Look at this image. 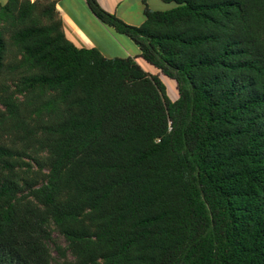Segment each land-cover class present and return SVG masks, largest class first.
Wrapping results in <instances>:
<instances>
[{"label":"trees","instance_id":"16d2710c","mask_svg":"<svg viewBox=\"0 0 264 264\" xmlns=\"http://www.w3.org/2000/svg\"><path fill=\"white\" fill-rule=\"evenodd\" d=\"M163 1L86 0L157 73L0 2V264H264V0Z\"/></svg>","mask_w":264,"mask_h":264},{"label":"crops","instance_id":"0c3cea01","mask_svg":"<svg viewBox=\"0 0 264 264\" xmlns=\"http://www.w3.org/2000/svg\"><path fill=\"white\" fill-rule=\"evenodd\" d=\"M6 1L0 0L2 3ZM56 1L57 10L63 19L65 34L76 45L98 48L107 57L133 56L138 62L141 60L140 49L134 41L105 25L94 15L86 0ZM144 1L153 8L152 4L160 6L163 0H98L104 9L137 26L145 20Z\"/></svg>","mask_w":264,"mask_h":264},{"label":"rangeland","instance_id":"374dc122","mask_svg":"<svg viewBox=\"0 0 264 264\" xmlns=\"http://www.w3.org/2000/svg\"><path fill=\"white\" fill-rule=\"evenodd\" d=\"M151 4H152V2H151ZM175 5H176L175 2L167 3V2L161 1L160 6H156L155 4H152V7L155 8V9H157V10H166V9H169V8L174 7ZM119 38H121V37H119ZM139 63L147 71H150L152 73H157L158 72L156 67H154L153 65L148 64L143 59H141L139 61ZM161 78L166 83L168 95L170 96V98L171 99H176L178 97V93H177V90L174 88L172 81L169 80V79H167V78H165L162 75H161ZM54 236H55L56 240L58 241V243L60 245L66 246V241H65V239H64V237L62 235H60L58 232H54ZM53 254H54L55 257H57V252L54 249H53ZM69 257L71 258V255H69ZM60 261H62V260L60 259Z\"/></svg>","mask_w":264,"mask_h":264}]
</instances>
